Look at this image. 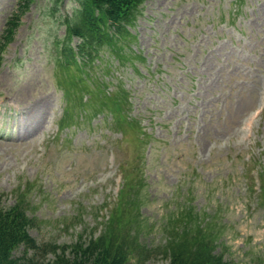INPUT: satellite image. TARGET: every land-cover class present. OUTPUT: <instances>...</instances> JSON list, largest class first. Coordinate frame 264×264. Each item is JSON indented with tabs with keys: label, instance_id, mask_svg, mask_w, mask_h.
I'll list each match as a JSON object with an SVG mask.
<instances>
[{
	"label": "rangeland",
	"instance_id": "obj_1",
	"mask_svg": "<svg viewBox=\"0 0 264 264\" xmlns=\"http://www.w3.org/2000/svg\"><path fill=\"white\" fill-rule=\"evenodd\" d=\"M23 2L0 0L3 204L24 199L37 216L31 234L63 245L83 226L98 227L97 236L100 220L125 225L139 210L140 236L156 244L190 208L229 264H264V0H146L129 49L139 57L122 64L101 48L114 70H91L85 107L76 100L86 85L58 66L55 44L77 2ZM125 91L126 102L118 101ZM167 257L158 249L145 264H168ZM40 260L53 264L54 255Z\"/></svg>",
	"mask_w": 264,
	"mask_h": 264
},
{
	"label": "trees",
	"instance_id": "obj_2",
	"mask_svg": "<svg viewBox=\"0 0 264 264\" xmlns=\"http://www.w3.org/2000/svg\"><path fill=\"white\" fill-rule=\"evenodd\" d=\"M23 1L24 5L32 2ZM144 1L77 0L78 5L73 8V14L65 20L64 36L55 42L58 54L63 61H67L58 60L59 66L69 68V63L76 64L69 62L71 56H80L83 59L81 65L85 67L82 70L78 68L82 72L79 78L85 82L83 75H89L87 69L95 65V62L86 61L97 55L102 46L108 45L112 51L122 52L128 47L130 39L136 38V34L130 29L134 26L139 7ZM9 24L4 36L7 42L13 37L16 23L10 20ZM75 38L78 42L73 45ZM116 54L122 57L121 54ZM101 63L109 66L108 62ZM6 197L7 194L0 191V264H45L40 259L49 253L54 255L53 264H130L129 257L135 255L139 257L141 264H145L158 249H163L168 254V264H229L224 260V254L216 251L213 232L204 230L202 219L190 208H185L181 214L185 215L184 212L188 211L191 218L187 216V220L175 219L178 226L172 227L171 231L169 229L165 241L160 240L156 244L143 242L145 240L141 238L140 232L144 231L145 225L136 223L142 222L137 214L131 215L126 219V224L121 226L111 216L100 220L98 225L102 223L103 227L97 236L95 231L98 227L89 229L83 226L85 229L77 235L75 242L63 245L54 241L39 242L30 231L37 216L29 214L26 202L21 198L13 205L5 206L3 203ZM187 206L190 205L184 207ZM123 213L119 212L118 219ZM134 226L140 229L133 231ZM66 228L68 229L67 226ZM86 231H89V241L84 236ZM132 237L138 241L137 248L136 244L132 247Z\"/></svg>",
	"mask_w": 264,
	"mask_h": 264
}]
</instances>
